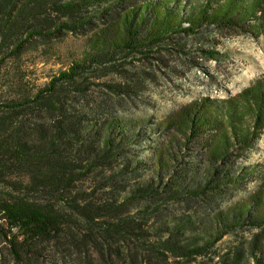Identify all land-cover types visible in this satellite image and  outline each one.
I'll return each mask as SVG.
<instances>
[{
	"label": "rangeland",
	"instance_id": "1",
	"mask_svg": "<svg viewBox=\"0 0 264 264\" xmlns=\"http://www.w3.org/2000/svg\"><path fill=\"white\" fill-rule=\"evenodd\" d=\"M80 13L93 29L0 30V117L18 107L5 132L24 140L36 142L35 125L53 135L27 103L88 56L42 95L66 100L80 132L64 151L75 180L50 199L61 231L33 260L264 264V0H92ZM84 202L91 231L73 209ZM4 243L0 264H12Z\"/></svg>",
	"mask_w": 264,
	"mask_h": 264
},
{
	"label": "trees",
	"instance_id": "2",
	"mask_svg": "<svg viewBox=\"0 0 264 264\" xmlns=\"http://www.w3.org/2000/svg\"><path fill=\"white\" fill-rule=\"evenodd\" d=\"M90 2L92 0H0V18L3 20L0 22V30H14V34L16 30H21L19 35L27 32V37L32 33L41 34L44 30H50L52 35L61 32L84 33L93 29L91 19H85L80 13ZM102 15L101 13L100 16ZM106 29L112 31L111 26ZM102 34L105 36V31ZM128 34L135 36L138 33L127 32V47L131 43ZM89 40V45L93 48L94 36ZM91 56L94 54L91 53ZM87 57L86 55L81 63L73 64L68 71L60 72L27 103L31 113L49 116L48 122L53 124V135H48L46 129H41V125H35L39 134L36 142L20 138L17 130L6 134V126L20 114L21 110L16 106L9 108L7 114L0 117V178L10 182L17 192H7L6 197H0V218L3 220L0 224V238L4 240L8 254L13 257L12 264H38L37 260H33L37 243L48 239L52 233L61 231V217L50 199L52 195L59 194L63 200L62 195L75 180L69 172L71 164L64 151L72 144H77L75 141L79 139L80 129H75L69 117L65 116L68 108L66 100L60 96L42 95L52 90L55 82L62 78L72 79L77 74V69L83 67ZM76 153L91 154L94 149L92 146L78 145ZM14 173L21 174L19 177L22 179L15 178L11 181L10 175ZM29 193L39 196H30ZM44 197V202L38 201ZM88 205V202H84L73 209L86 221V231H91L89 226L94 225V216ZM83 241L93 242V233L86 232Z\"/></svg>",
	"mask_w": 264,
	"mask_h": 264
}]
</instances>
